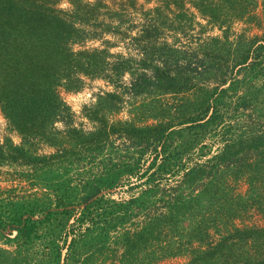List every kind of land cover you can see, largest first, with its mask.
<instances>
[{
    "label": "trees",
    "instance_id": "trees-1",
    "mask_svg": "<svg viewBox=\"0 0 264 264\" xmlns=\"http://www.w3.org/2000/svg\"><path fill=\"white\" fill-rule=\"evenodd\" d=\"M60 1L0 0V107L23 138L18 145L11 139L0 142V165H21V179L46 182L47 170L77 164L83 152H93L89 159L106 152L115 159L80 185L59 186L42 198L0 196V237L15 234L6 239L22 254L23 248L42 240L41 228L62 217L60 234L49 243V252L41 250L35 264H47L48 259L49 264H73L78 246L90 233L109 236L136 209L151 214L162 203L140 232L119 236L123 261L138 260L130 255L135 240L149 238L160 226L161 234L172 239L171 247L180 250L177 254L186 249L178 242L187 240L188 264H264V227H240L233 221L245 204L234 195L233 183L249 173L254 204H260L255 183L264 184V38L232 31L235 21H259L253 11L256 0H189L222 32L196 44L169 41L171 31L188 35L193 27L184 0H164L145 11L136 33H118L111 25L98 32L93 26L102 10L116 18L136 10L137 0H68L69 10L59 8ZM262 9L264 15V0ZM164 19L171 24L166 26ZM106 33L126 45L127 55L73 48ZM80 75L123 86L121 93L109 92L100 100L99 105L106 102L114 112L122 94L173 95L178 101L155 104L160 111L150 114L155 123L143 125L112 122L100 108H92L88 117L100 126L85 133L66 122L69 107L57 91L61 83L78 88ZM126 76L128 84L123 82ZM58 122L66 125L61 137L71 142L69 148L56 141ZM32 139L59 148L41 155L33 150ZM123 187L126 199L106 195ZM20 262L28 264L29 259L22 256ZM20 262L16 252L0 248V264Z\"/></svg>",
    "mask_w": 264,
    "mask_h": 264
},
{
    "label": "rangeland",
    "instance_id": "rangeland-1",
    "mask_svg": "<svg viewBox=\"0 0 264 264\" xmlns=\"http://www.w3.org/2000/svg\"><path fill=\"white\" fill-rule=\"evenodd\" d=\"M84 3H95L97 0H82ZM164 0H137V9L134 11H129L128 14H123L116 18H112V13H109L107 10L101 11V20L98 21L95 26L96 31H106L105 29L108 25H111L112 31L125 32L129 31L131 33L137 32V27L140 26L144 19L145 11L151 9L155 6L162 5ZM250 2V0H246ZM262 1L256 0L257 6L254 7V13L259 17V21L256 23H249L246 20L235 21L233 23L232 31L236 34L245 33L250 37L260 36L264 38V15L262 9ZM66 3L68 7H61V4ZM185 10L189 13V15L193 16L194 22L193 27L190 30H187L188 35H182L180 32L171 31L169 35V41L175 42H190L193 44L199 43L201 40H206L208 37H218L222 36V32L218 29V27L210 24L208 19L203 17L198 10H196L189 0H184ZM112 5V3H111ZM59 8L63 10H69L71 5L68 0H61L58 4ZM115 7V6H113ZM116 9V7H115ZM172 9L176 11L174 5H172ZM173 19V16H169V20ZM166 22V26H169L171 22H168L167 19H164ZM87 27L88 30L93 31L94 28ZM180 37L176 40L175 34H179ZM118 35V34H116ZM110 41V43H107ZM178 43V42H177ZM74 50L82 51V50H94V49H107L111 54H124L127 55L128 51L126 45L121 43L117 36L114 34L106 33L103 39H90L85 42L76 44L73 46ZM109 61H113L112 58ZM82 79V82L77 84L78 88H70L65 83H61L58 86L57 91L60 99L69 107V113L66 114V122H68L72 127L77 128L80 131L85 133H90L95 131L100 125L97 121H94L88 117L89 110L94 108L96 110L101 109L103 114L107 116V118L114 122L117 120L122 121H131L137 125L143 124H152L155 123L153 120V116L150 114L160 113L159 108H155L156 105H165L170 104L175 105L178 101V97L176 98L173 95H142V96H131L128 94H122V102L118 106V111H113V106H107L106 102L101 106L99 105L102 97L109 92H120L123 91L120 87H115L108 80L101 77H93V76H79ZM129 76H126L123 79V82L129 83ZM124 83V84H125ZM261 85V83H259ZM76 86V87H77ZM177 100H174V99ZM159 101V102H157ZM112 108V109H111ZM157 109V110H156ZM174 115V114H173ZM172 115V116H173ZM177 121V120H176ZM57 129L56 141L61 143L63 146L69 148L71 147V142L69 140L63 139L62 133L66 130V125L62 122H58L55 125ZM186 136V133H183ZM64 136V135H63ZM7 139H11L15 144H21L23 141L22 135L16 131L10 122L6 119L3 111L0 107V142H4ZM180 139V137L178 138ZM182 139V138H181ZM177 140V139H176ZM179 142H177L178 144ZM31 144L33 145V150L39 154H53L57 151L59 147H51L49 144L45 143L42 140L32 139ZM117 145H120V142H117ZM121 148V147H120ZM122 149V148H121ZM208 151V148L204 150ZM106 152V151H105ZM88 153H93L92 151H88ZM87 152H83L82 155H78L79 159L77 164H70L69 162L64 163V165H56L50 170H47L46 179L47 181L39 182L35 180V182H30L27 179H21V172L24 171V167L21 165H0V196L1 198L7 199L9 196H38L40 198L44 197L45 194L49 193L50 195L54 193L57 187H62V189H66L67 185H72L75 187L76 185H80L88 178L93 177V175H98L101 173V168L104 164H110V159H115L114 156L105 154H99L92 159H89L91 154ZM104 162V163H103ZM249 173L241 175V178L238 182L233 183L235 193L234 195L240 196L244 200V205H241L243 208L241 211L237 213V217L233 220L236 225L240 227L245 226H256V227H264V184L261 185L259 183H255V198L260 204H254L251 198V192L249 187L248 180ZM79 187V186H78ZM16 188V191L9 194L11 189ZM106 195H111L114 199H123L128 198L129 194L126 188H119L115 191L107 192ZM238 202L240 200H237ZM162 206V203L154 208L151 212L159 213L157 211L158 207ZM162 211V208H161ZM135 216H133L128 222L119 227L116 231H111L109 236H104L105 232L95 231L90 233L87 238L78 246L77 258L73 261V264H188L191 260L190 251L188 252L186 249L190 246L187 244V240H182L178 242V246H184L186 249L179 253V249H175L172 246V239L170 237H165L164 231L161 234L162 228L159 226H155L152 229L151 235L149 238L136 239L135 245L136 249L132 250L130 255H137L138 260L130 258H126V261L122 260V256L125 253V249L122 246L121 239L119 236L125 233L126 231H131L132 233L140 232L142 228L148 223L147 219L151 216L150 213L146 211H140L136 209ZM79 215V214H78ZM62 217L54 219L50 224L46 225L44 228L40 229V234L42 235V240L37 241L36 245H33L27 249L22 250V254L17 252L16 246L9 243V240L6 237H9L6 233V237H0V248L16 252L17 261L20 262L22 260V256L29 259L28 264H35L36 259L42 258L43 248H47L46 250L49 252L48 247H50L49 243H53L59 235L61 224L60 221ZM73 223V220L70 221V225ZM188 224V223H187ZM186 224V225H187ZM189 225V224H188ZM103 234V235H101ZM15 235V234H14ZM11 236L9 238L14 237ZM61 241V242H60ZM63 240H59V244L62 245ZM183 244V245H182ZM52 246V244H51ZM196 247L198 244H193L191 247ZM178 248V247H177ZM67 255V250L63 251V258ZM49 260H46L47 264H49ZM21 263V262H20ZM25 264V263H21Z\"/></svg>",
    "mask_w": 264,
    "mask_h": 264
},
{
    "label": "clouds",
    "instance_id": "clouds-1",
    "mask_svg": "<svg viewBox=\"0 0 264 264\" xmlns=\"http://www.w3.org/2000/svg\"><path fill=\"white\" fill-rule=\"evenodd\" d=\"M60 6H61V7H64V8L68 7V5H67L66 3L61 4Z\"/></svg>",
    "mask_w": 264,
    "mask_h": 264
}]
</instances>
